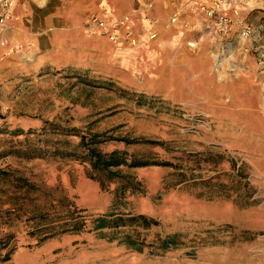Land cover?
I'll return each instance as SVG.
<instances>
[{
    "label": "rangeland",
    "instance_id": "obj_1",
    "mask_svg": "<svg viewBox=\"0 0 264 264\" xmlns=\"http://www.w3.org/2000/svg\"><path fill=\"white\" fill-rule=\"evenodd\" d=\"M151 1L147 10L154 5ZM184 11L189 13L187 6L178 12L176 24H170L173 15L167 25L195 32L180 18ZM125 14L136 20L133 47L124 44L128 49L118 52L105 38L94 37L99 43L96 55L79 56L66 49L47 60L39 58L34 37L24 33L16 42L8 37L14 25L23 26L13 14L0 45V212L12 195L22 197L26 206L30 199L42 205L67 197L84 210L87 223L80 233L40 244L27 236L28 221L13 223L10 231L18 248L4 264H264V0H246L227 38L206 23L200 45L184 38L179 50L187 52L178 50L161 63L137 36L141 23L156 26L157 20L129 12L117 18ZM94 15L109 18L100 10ZM191 15L211 21L196 10ZM243 25L252 26L257 37L239 42ZM105 41L110 48L102 47ZM189 60L194 66L180 67ZM46 122L58 134L45 138L62 144L67 140L70 149L79 143L73 135L78 134L95 136L101 142L97 149L104 153L124 151L178 166L209 158L220 164L193 172L182 185H177L181 171L168 167L122 168L123 174L140 181L137 192L128 197L119 190L113 193L114 185L103 192L86 177V163L52 156L53 144L43 159L16 156L20 141L31 140L32 145L37 139L27 133H41ZM63 130L76 133L64 136ZM237 171L245 178L244 200L252 202L250 207L217 199L199 185L209 178L223 182L224 174L235 177ZM107 214L153 218L158 226L137 228L141 236L151 241L180 234L184 246L157 256L147 249L136 253L120 244L134 228L93 230V220Z\"/></svg>",
    "mask_w": 264,
    "mask_h": 264
},
{
    "label": "trees",
    "instance_id": "obj_2",
    "mask_svg": "<svg viewBox=\"0 0 264 264\" xmlns=\"http://www.w3.org/2000/svg\"><path fill=\"white\" fill-rule=\"evenodd\" d=\"M45 125L41 133H27L37 135V139L32 140V145H28L31 140L20 141V148L17 147L15 152L16 156L22 159H43L49 153L47 147L53 144V148L55 149L51 152L52 156L71 158L72 160L86 163L88 165L86 177L98 183L100 190L103 192H109L111 185L115 186L114 190H111L113 193L119 190L121 195L126 194L127 197L137 192L138 188L136 187L139 186L140 181L136 179V177L133 178L130 175L123 174L121 172L122 168L138 169L149 166L168 167L173 170L181 171L178 174L181 180H178L177 185H182L191 179L193 172L200 171L207 165L215 166L216 164H220V162H214L209 158L208 160H189L183 165L178 166L168 162L130 156L124 151L114 150L110 153H104L97 149V145L101 142H96L94 140L95 136L85 138L84 136H78V134H73L80 139L77 145L70 149L68 147L70 143L66 140L67 147L64 145L65 149L58 150L56 149L59 147L58 145L61 144V146H63L65 142L62 144V142L60 143L58 140H49L45 138L58 134L54 124L46 122ZM63 131L64 136L76 133V130ZM41 139L43 142H41ZM40 142L44 143L43 148H40ZM151 145L162 147L161 144L153 143ZM21 148H23V150ZM223 177H225V181L223 182L216 178H209L201 181L202 183H199V185H202V188L208 191V193H214L217 199H231L240 207H250L253 205L252 202L244 200L246 199L245 188L247 184L242 182L245 178H243L238 171L235 177L230 174H224ZM196 185L197 184H192L190 186L195 187ZM21 200L24 199L20 196L12 195L3 201V205L7 207L3 212H0V264L8 262L12 254H14L18 248V241L13 232L10 231L14 225L13 223H17L23 219L28 221V224H26V227L28 226V228H26L27 236L33 239L36 244L64 234H77L84 231L86 228L87 221L86 216L83 214L84 210L77 209L72 200L67 197L60 202L55 203L50 201L42 205L34 204L30 199L28 201L29 206H26L24 204L25 202ZM31 204L34 205L32 206ZM93 222V230L95 231H117L119 228L123 227L134 228L131 229L130 233L122 236L120 244L139 254H142L144 250L147 249L148 253L157 256L184 246V243L179 240L181 238L180 234L167 235L163 238L158 237L154 240L147 241L145 236H141L140 232L137 231V228L149 230L151 227L158 226V222L144 215H128L126 218H123L122 216L107 214L99 216L93 220Z\"/></svg>",
    "mask_w": 264,
    "mask_h": 264
},
{
    "label": "crops",
    "instance_id": "obj_3",
    "mask_svg": "<svg viewBox=\"0 0 264 264\" xmlns=\"http://www.w3.org/2000/svg\"><path fill=\"white\" fill-rule=\"evenodd\" d=\"M19 1L13 8V14L22 20L23 26L17 27V25H14L13 30L8 33V37L14 42L20 41V37L24 33H26V36L28 35V38L31 36L33 39L34 37L36 51L40 52L39 58L42 60L55 59L61 51L62 53L67 52L66 49H74L75 54L79 56L86 55V53L96 55L99 46L98 40L85 35L80 30V26L83 18L94 15L98 10L107 12L109 20H115L119 14L125 12L156 19L158 22L156 26L141 23L137 30V36L141 39L140 44L142 43L141 45L144 44V46L149 44L147 49H150L149 52H153L157 56L156 63L165 62L166 58L177 53L179 44L184 38L190 45L195 47L202 36L201 32L205 24L213 25L211 21L205 19L201 21L194 20L195 18L191 15V12L187 13L186 11L180 15V18L190 22L195 27V32L191 28L185 33L177 26L167 25V19L175 14L178 15V12L184 9L188 0H154V5L150 6V10H147L148 0ZM22 3L24 4L22 5ZM24 29L27 32H24ZM28 32L32 34H28ZM155 34L158 37L156 36L155 40L148 42L147 38ZM101 45L102 47L107 45L110 48V44L106 41L102 42ZM59 48H62V50ZM184 51H186L184 48L179 50L183 54ZM117 54L121 55L120 53ZM179 58L181 57L179 56ZM189 66H194L193 62L184 61V66L182 64L180 67L188 69Z\"/></svg>",
    "mask_w": 264,
    "mask_h": 264
},
{
    "label": "built area",
    "instance_id": "obj_4",
    "mask_svg": "<svg viewBox=\"0 0 264 264\" xmlns=\"http://www.w3.org/2000/svg\"><path fill=\"white\" fill-rule=\"evenodd\" d=\"M148 3H152L148 0ZM16 0H0V45L4 46L3 38L9 23L13 19V8ZM246 4V0H188L186 6L189 12H200L206 19L211 20L215 33L221 38L230 36L235 19ZM135 18L131 14H125L110 21L107 18L93 15L82 23V30L88 37L105 38L114 48L120 52L128 48L124 44L133 47L132 39L135 28ZM177 23V14L170 19V24ZM257 31L250 25H243L237 32L239 42H244L257 37ZM155 35H152V37Z\"/></svg>",
    "mask_w": 264,
    "mask_h": 264
},
{
    "label": "bare ground",
    "instance_id": "obj_5",
    "mask_svg": "<svg viewBox=\"0 0 264 264\" xmlns=\"http://www.w3.org/2000/svg\"><path fill=\"white\" fill-rule=\"evenodd\" d=\"M153 37H154V36H153ZM153 37H152V38H153ZM192 46H193V45H192Z\"/></svg>",
    "mask_w": 264,
    "mask_h": 264
}]
</instances>
